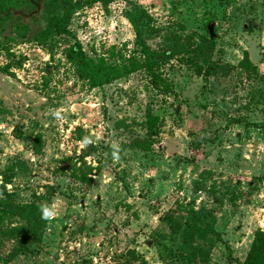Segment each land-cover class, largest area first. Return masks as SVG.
Listing matches in <instances>:
<instances>
[{
    "label": "rangeland",
    "instance_id": "374dc122",
    "mask_svg": "<svg viewBox=\"0 0 264 264\" xmlns=\"http://www.w3.org/2000/svg\"><path fill=\"white\" fill-rule=\"evenodd\" d=\"M64 1L0 0V199L50 192L57 213L41 241L0 213V264H244L264 230V0ZM143 10L146 47L167 53L91 87L68 49L120 68L146 60L128 17ZM245 52L256 71L238 66ZM173 211L214 214L195 242L207 259L180 256Z\"/></svg>",
    "mask_w": 264,
    "mask_h": 264
},
{
    "label": "trees",
    "instance_id": "16d2710c",
    "mask_svg": "<svg viewBox=\"0 0 264 264\" xmlns=\"http://www.w3.org/2000/svg\"><path fill=\"white\" fill-rule=\"evenodd\" d=\"M65 1L64 2L68 4L71 2V0ZM98 1L109 4L114 0H86L84 3L92 4ZM81 5L82 2L70 4L69 11L71 12L74 8ZM69 11L67 8V15L60 17V32L66 29V22L69 21ZM128 17L134 24L138 43L144 47L143 53L146 60H139L136 58L133 63L131 62L130 64H125L123 68H120L116 63L104 57L95 58L90 56L83 50L79 43H74L70 49H68L67 57L74 64L78 76L86 80L91 87H102L103 85L114 81L118 77L128 75L141 67H148L153 71V64H158L156 57H162L163 54L167 53L165 51L162 53L154 52L146 47L144 40L145 30L140 23L143 20V17H149V15L146 13V10H143L141 18H138L137 15L133 13V11L128 12ZM47 32L49 33V29H47ZM37 37L40 42L44 41V35L39 34ZM238 66L246 70H257V65L252 62L248 52H245V56L238 63ZM117 68H119V70ZM147 120L148 132L152 134V132L155 131V125L158 121V116L154 115L152 111H148ZM151 141L152 139L150 137L147 142L145 141L146 143L143 142L145 143L143 148L147 149L150 147ZM35 146L36 151L39 152L41 149L40 142H37ZM87 146L90 147V151L88 152L87 150L85 153L96 152V145L88 144ZM109 149L110 155L112 156L113 149ZM12 168L14 167L12 166ZM73 176L81 180L87 179L84 173L79 174L78 172H74ZM5 182L7 183L8 181ZM51 199L52 194L50 192H46L45 194L35 195L33 200L21 202L16 200L15 193L6 192V197L0 199V213L18 216L26 223L27 226H24L21 231L25 239L24 241H28V239L29 241L31 239L41 241L47 228L48 220L41 218L39 205L46 202L51 206ZM174 214L175 211H173L172 214H167L165 217L166 220H169V226L172 233L180 234L181 236V243L179 245L180 256L190 262H196L197 257H200L201 259L206 258V254L208 257V252L206 253L207 248L196 245L195 242L199 239L205 240L207 238L210 230L212 229L211 223L216 220L214 214L210 211L206 212L202 215V218H200L198 222L189 220L179 221L175 218V216H173ZM191 250H195L196 253L194 252V255H192ZM244 264H264V230L259 228L255 232V236L247 253Z\"/></svg>",
    "mask_w": 264,
    "mask_h": 264
},
{
    "label": "clouds",
    "instance_id": "9594fccd",
    "mask_svg": "<svg viewBox=\"0 0 264 264\" xmlns=\"http://www.w3.org/2000/svg\"><path fill=\"white\" fill-rule=\"evenodd\" d=\"M52 115L59 119L61 118V112L59 110L52 113ZM92 143V140L89 137H85L82 146H87ZM112 157L114 161H119L120 159V146L118 144H113L112 146ZM55 205L50 206L49 204L41 203L39 205V210L41 212V218L44 220H52L56 217L57 213L54 211Z\"/></svg>",
    "mask_w": 264,
    "mask_h": 264
}]
</instances>
